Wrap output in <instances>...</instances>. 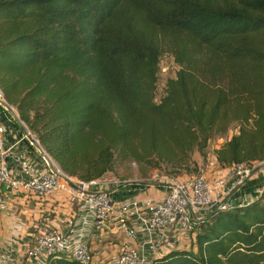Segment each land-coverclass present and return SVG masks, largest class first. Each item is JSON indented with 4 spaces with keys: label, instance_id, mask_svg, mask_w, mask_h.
Here are the masks:
<instances>
[{
    "label": "trees",
    "instance_id": "1",
    "mask_svg": "<svg viewBox=\"0 0 264 264\" xmlns=\"http://www.w3.org/2000/svg\"><path fill=\"white\" fill-rule=\"evenodd\" d=\"M177 69L154 101L163 51ZM0 93L66 175L114 152L167 175L264 160V0H0ZM178 171V172H177ZM263 195L213 209L151 264H264ZM44 264H79L65 254Z\"/></svg>",
    "mask_w": 264,
    "mask_h": 264
},
{
    "label": "built area",
    "instance_id": "2",
    "mask_svg": "<svg viewBox=\"0 0 264 264\" xmlns=\"http://www.w3.org/2000/svg\"><path fill=\"white\" fill-rule=\"evenodd\" d=\"M2 132L0 126V135ZM5 153L0 137V204L15 198L39 202L61 192L70 206L76 203L92 208L98 233L113 222L108 233L119 242L112 243L111 249L108 246L110 254L106 256L101 253L106 251L105 247L91 251L85 242L68 240L55 228L44 224L33 227L26 256L44 261L50 255L65 254L79 264H151L156 254L178 246L179 238L191 240L195 221L213 209L231 205L228 200L231 191L264 161L232 164L224 169L223 176H192L182 180L154 171L148 183L159 186L157 195L113 200L106 191L96 189L101 185L97 178L82 180L66 175L51 158L47 170L15 177L6 165ZM259 194L264 196V183Z\"/></svg>",
    "mask_w": 264,
    "mask_h": 264
},
{
    "label": "crops",
    "instance_id": "3",
    "mask_svg": "<svg viewBox=\"0 0 264 264\" xmlns=\"http://www.w3.org/2000/svg\"><path fill=\"white\" fill-rule=\"evenodd\" d=\"M0 126L3 128L0 137L2 146L6 150L5 162L13 176L28 177L50 167V157L47 155L49 159H45L27 139L26 141L20 127L1 108ZM263 183L264 167L253 172L231 191L228 198L229 203L240 204L257 197ZM100 186L96 189L106 191L113 200L157 195L160 191L159 186L148 182L127 184L119 188L102 189ZM42 224L57 229L68 240L85 242L88 248L94 251L92 248L93 244L96 245L95 241L103 243L101 247L108 249L104 242L105 237L110 236L108 232L113 222L108 224L109 228H102L98 233L92 208L76 203L70 206L61 192L43 198L39 202L21 198L4 201L0 204V264H44L43 260L30 258L25 254L33 227ZM110 237L118 244L119 239ZM191 240L179 238L176 247L187 249Z\"/></svg>",
    "mask_w": 264,
    "mask_h": 264
},
{
    "label": "rangeland",
    "instance_id": "4",
    "mask_svg": "<svg viewBox=\"0 0 264 264\" xmlns=\"http://www.w3.org/2000/svg\"><path fill=\"white\" fill-rule=\"evenodd\" d=\"M176 69H177V65L174 63L172 57L168 54L166 50L163 51L158 63V70H157L156 82L154 88V98H153L154 101H158V99L162 96L166 79L173 77ZM0 108L2 109L1 106ZM3 111L6 112L5 110ZM6 114L9 116L7 112ZM219 130H220L219 125H217L215 129L212 131L211 137L208 140L204 149H202L201 152L194 151L192 153L191 155L192 160L197 166L196 170H191V171L182 170L178 174L170 175V176L176 177L181 180L192 176H215V175L223 176L226 172L224 170L225 168L220 167L215 162L213 150L219 147L222 144V142L225 140V138L229 137L234 132V128L231 126L230 129H228V131L224 135H220ZM30 135L33 136L32 134ZM24 139L26 140V138ZM113 160L114 162L112 168L110 170L105 171L101 177L97 178L99 181H101L100 187L102 189L111 188V187L119 188L123 186L127 181L148 182L149 176L154 171L166 175L164 169H160V168L150 169L144 163H139L135 161L133 158H124L122 155H120L117 152H114ZM131 186L134 187L135 185H131ZM110 236L105 237L104 243L107 246L111 245L112 243L116 244L114 242V239H111ZM192 241L193 239L191 240V243ZM95 243L96 245L93 244L94 247L92 249L94 251H98V249L100 250L99 247H101L103 243H99L97 241H95ZM98 244L100 246H98ZM95 247H97V250H95L96 249ZM111 248L112 247L109 246V249ZM103 253L110 254L108 249H106V251H104Z\"/></svg>",
    "mask_w": 264,
    "mask_h": 264
},
{
    "label": "water",
    "instance_id": "5",
    "mask_svg": "<svg viewBox=\"0 0 264 264\" xmlns=\"http://www.w3.org/2000/svg\"><path fill=\"white\" fill-rule=\"evenodd\" d=\"M0 106L2 107L3 110H5L9 116L11 118H13V120L16 122V124L20 127V130L23 134V136L30 142V144L33 145V147L45 158V159H49L47 154L44 152V150L41 148V146L39 145V143L37 142V140L31 136L28 132V130L26 128H24L23 124L21 123V121L19 120L17 114L15 113V111L13 110V108L3 99V97L1 96L0 93ZM54 163V162H53ZM55 164V163H54ZM56 165V164H55ZM264 167V161L261 162L260 164H258L256 167L253 168V170L251 171V174L253 172H255L256 170L260 169ZM135 183H142L145 184L147 182H138V181H127L125 182V185L127 184H135ZM240 185V184H239ZM237 185L236 188L239 186Z\"/></svg>",
    "mask_w": 264,
    "mask_h": 264
}]
</instances>
